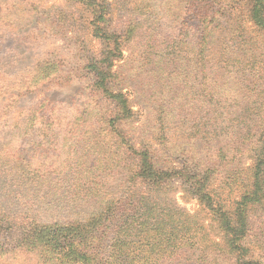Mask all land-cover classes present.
Here are the masks:
<instances>
[{"label": "rangeland", "instance_id": "374dc122", "mask_svg": "<svg viewBox=\"0 0 264 264\" xmlns=\"http://www.w3.org/2000/svg\"><path fill=\"white\" fill-rule=\"evenodd\" d=\"M206 2L210 13L215 9L222 17L211 29V45L203 48L202 31L191 17L197 7L204 14ZM142 3L97 0L108 33H121L137 20L144 25L133 42L119 39L122 54L108 84L124 94L132 110L129 119L117 123L135 149L115 155L120 149L105 136L110 127L74 122L87 103L100 116L114 109L113 99L94 91L93 67L106 64L107 50L103 38L93 33L92 8L67 0H0V212H28L44 226L86 223L103 204L121 198L102 236V229L96 232V246L87 249L92 258L104 260L111 245L119 249L122 243L134 264H152L153 258L167 255L173 264H264V191L249 202L244 199L247 221L233 244L226 238L233 232L220 227L213 211L182 181L174 180L172 190L158 199L145 185L125 181L129 162L133 165L139 151L148 150L160 170L208 177L206 192H221L226 199L231 190L227 212L249 196V187L264 179L259 147L264 140V31L250 20L246 0H146L150 15L139 10ZM41 65L45 69H37ZM35 77L44 82L30 87L27 82ZM44 113L53 114V123L28 126L23 121ZM84 137L87 148L73 154L75 142ZM87 153L90 159L83 160ZM75 157L82 169H76ZM93 164L98 165L94 170ZM41 166L49 176L26 184L24 177H33L30 173ZM85 177L81 190L74 181ZM93 190L98 196L91 199L87 195ZM133 196L150 205L159 202L154 207L167 203L162 214L174 220L179 212L184 221L194 215L193 237L202 240L188 243L181 236L170 244L160 242L163 254L150 252L144 234L127 237L129 226L118 221L119 208ZM16 240V235L0 236V264H47L17 252Z\"/></svg>", "mask_w": 264, "mask_h": 264}, {"label": "trees", "instance_id": "16d2710c", "mask_svg": "<svg viewBox=\"0 0 264 264\" xmlns=\"http://www.w3.org/2000/svg\"><path fill=\"white\" fill-rule=\"evenodd\" d=\"M238 1L240 2V0ZM246 1L247 3L245 7L248 8L250 20L261 28L262 31H264V0ZM67 2L80 4L85 8H92V25L95 27L93 33H95L96 36L103 38V43L105 44V49L107 50L104 60V63L106 64L103 65L100 62L101 65L99 66V62H96L95 64L98 65V67H93L95 70V82L93 84L94 91H98V94L103 97L111 98V100L113 99L112 104L114 105V109L111 112H108V114L103 112L100 116V112L97 111V107L92 109L87 103L85 105L86 110L80 114V117H83V120H81L80 117L74 118V122H77L78 124L83 123L82 125H84L85 128H89V126H93L95 124H97L95 126L96 129L97 127L100 128V126L110 127V130L105 133V136H107L110 140H115V146L120 149V151L115 149V155L118 152L121 153L123 149L133 150L135 147L131 140L128 138L127 134L120 129L122 126L120 124L129 119L131 115L132 110L129 107V102L125 99L124 94H121V92L115 93L111 91L110 88H108V84L112 83L113 78L116 76L115 71H112L114 61L119 60L122 54V50L120 49L122 42L118 44L119 39L133 42L137 36L139 38L142 36L144 25L137 20L131 22V24L121 33L110 34L107 32V28L103 26L105 23V17L103 14L104 8L101 4L97 5V0H67ZM145 3L146 0H143L139 10L143 12V15H150L147 9L148 5L146 6ZM208 3L209 2H206L204 6V14L200 12L198 7L193 12L192 10H189V12L193 13L191 20H195L194 23L199 26L198 30L202 31L200 35L202 38L201 45L203 48L211 45L210 36L212 32H214V30L211 29L219 17H222V15H218L214 11L215 9H213L210 13L206 9ZM194 23H189L187 25L190 29H193L195 26ZM113 37L115 39L112 43L111 39ZM37 69L43 70L45 67L41 65ZM43 82L44 81L38 77H35L29 80L27 84L30 87H39ZM53 120H55L53 118V114L44 113V115L35 114L23 121L26 124L33 123V126H36L42 125L43 121L45 124H51L53 123ZM117 122H120V124ZM27 125L29 126V124ZM87 140L89 139L84 137L76 141L74 147H78V150L73 154H80V151L82 152V149L85 148ZM259 147H262L264 150V140L260 143ZM124 152L126 153L127 151ZM139 153L140 154L137 155L138 158L134 164L132 165L130 162L128 164L129 168L127 169L126 183L131 184V182H139V184L141 183V185H145L147 192L151 191L152 193H157V197L155 199H158L163 194H167L172 190L174 180L177 179L182 181L187 192L198 198L205 209L213 211L219 226L221 227L225 225V228H223L224 230L228 229L230 232H233L231 235H226V238L233 244L236 243V239L242 236L243 232L241 228L247 221L246 215L248 213V203L244 199H247L249 202L251 197L260 196L258 192L264 191V179L260 180V182L255 181L252 187H249V196H244L243 198L241 197L234 206L233 211L227 212L224 209L229 207L226 205V202H229L228 198H230L229 196L231 195V190L227 192L229 194L227 199L222 197L220 194L221 192H206L208 177H201L199 175L192 174V172L187 170L186 172L178 170H160L156 167V165H154L155 163L152 161L151 154L148 150L139 151ZM86 159H90L88 153L85 157H83V160ZM107 159L108 156L104 157L99 164L103 165L107 162ZM73 160L76 165V169H82L81 160L77 161L76 157ZM94 164L90 167V169L94 170L98 167V165L95 166ZM83 166L84 165H82V167ZM51 168H53V166H51L50 169ZM46 169L47 168H45V166H41L39 169L36 168L34 173H30L34 174V176L24 177V179L27 180L24 182L30 185L41 183L43 179H46L49 176V173H46L45 171ZM210 171L211 169L209 168V172ZM261 172H264V168H262ZM87 181L88 177H85L84 180H75L74 182L77 188L83 190L82 188L86 186ZM239 182L240 179H236L234 184L237 185ZM229 185H233V180H230ZM225 188L226 185H224V188L219 191H222ZM87 196L91 199L96 198L98 196V192L97 190H93L89 192ZM150 198H153V196H150ZM164 200L165 199L162 201L164 202ZM115 201H108L103 204L97 214L93 215L88 222L83 223L76 221L68 225H61L56 222L53 225L44 226L38 224L37 220L35 221L32 217H29L28 212L20 211L18 213H13L10 210H3V212H0V236L7 238L12 235H16L17 240L15 246L17 252H24V255H33L37 258L36 260H44L47 264H134V262L131 261L127 257V254L123 251V249L127 251L128 247L126 245L124 246L122 243L119 244L122 251H119L120 248L118 249L117 246L111 245L110 254L104 260L97 257L92 258V256H90L87 252V249H91L96 246L94 245V240L97 237L96 232L99 229H102V236L105 226L109 224L110 219H112L114 214L117 213L114 209L121 201V198L115 199ZM157 203L159 202H155L150 205L146 199H140L133 196L128 199L124 206L119 208L121 211V217L118 221L125 222V225L129 226L124 230L127 233V237L139 234L138 237L141 239V236L144 234V240L147 243L149 251L151 252L154 249V251H158L162 254L164 252V248H161L162 245L160 242L170 244L171 241L181 239V236L186 238L188 243L189 241L194 243L202 240V238L193 237L196 229V227L193 226H198V224L193 221L195 219L194 215H191L188 220L184 221L181 216L184 213L179 212L176 214L174 220V215H164L165 209L168 206L167 203H163L160 207H154ZM131 208H133V210H130ZM162 208L164 214H162ZM233 220H235L234 225ZM228 223H231L233 228H227ZM98 241V244H101V237L98 238ZM144 244L145 243H140V246H143ZM167 256L161 258L155 257L151 260V263L173 264L170 262V256ZM161 260L165 262H162Z\"/></svg>", "mask_w": 264, "mask_h": 264}]
</instances>
